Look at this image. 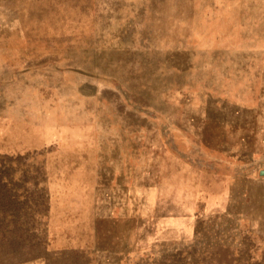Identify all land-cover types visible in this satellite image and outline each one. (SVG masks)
<instances>
[{"label": "rangeland", "instance_id": "rangeland-1", "mask_svg": "<svg viewBox=\"0 0 264 264\" xmlns=\"http://www.w3.org/2000/svg\"><path fill=\"white\" fill-rule=\"evenodd\" d=\"M1 164L0 264H264V0H0Z\"/></svg>", "mask_w": 264, "mask_h": 264}, {"label": "trees", "instance_id": "trees-1", "mask_svg": "<svg viewBox=\"0 0 264 264\" xmlns=\"http://www.w3.org/2000/svg\"><path fill=\"white\" fill-rule=\"evenodd\" d=\"M2 164L0 165V167ZM0 177V246L5 244L4 236L5 232H12L15 236L9 241L8 256L11 257L10 263H14L28 255L30 252V246L27 248L19 244V240L16 238L18 234H23L24 237H33L32 233H29L31 228L36 229V214L40 208L37 203L30 205L27 197L24 196L20 201L19 193L13 192L11 188H7L10 181H1ZM4 180V179H3ZM38 202V201H37ZM23 248V249H22ZM26 251V252H25ZM25 252L23 257H20V253Z\"/></svg>", "mask_w": 264, "mask_h": 264}, {"label": "water", "instance_id": "water-1", "mask_svg": "<svg viewBox=\"0 0 264 264\" xmlns=\"http://www.w3.org/2000/svg\"><path fill=\"white\" fill-rule=\"evenodd\" d=\"M261 174H263L264 173V170H261V172H260Z\"/></svg>", "mask_w": 264, "mask_h": 264}]
</instances>
